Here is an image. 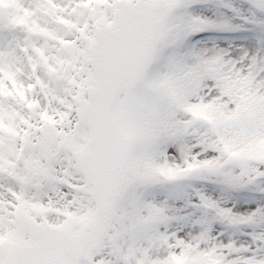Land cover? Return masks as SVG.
<instances>
[{"label":"snow or ice","instance_id":"1","mask_svg":"<svg viewBox=\"0 0 264 264\" xmlns=\"http://www.w3.org/2000/svg\"><path fill=\"white\" fill-rule=\"evenodd\" d=\"M0 264H264V0H0Z\"/></svg>","mask_w":264,"mask_h":264}]
</instances>
